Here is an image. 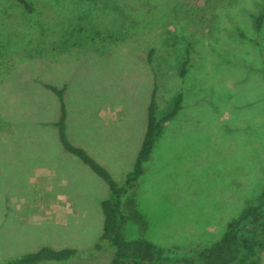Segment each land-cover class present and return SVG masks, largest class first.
I'll use <instances>...</instances> for the list:
<instances>
[{
  "label": "rangeland",
  "instance_id": "1",
  "mask_svg": "<svg viewBox=\"0 0 264 264\" xmlns=\"http://www.w3.org/2000/svg\"><path fill=\"white\" fill-rule=\"evenodd\" d=\"M32 1L42 14L21 17L0 3V32L27 29L25 20L57 35L88 22L80 10L89 4L95 11L88 25L95 27L100 13L129 25L127 15L141 31L97 50L80 39L85 46L63 53L53 50L58 40L50 35L39 52L16 46L0 56V264L43 246L76 250L70 261L43 264L111 259V249L95 248L107 187L60 150L47 125L55 99L40 83L66 85L69 138L117 183L139 145L153 79L158 109L181 91L183 108L131 192L146 229L127 222L123 233L175 256L216 241L264 186V24L256 33L249 18L264 0ZM187 44L191 67L182 80L175 69Z\"/></svg>",
  "mask_w": 264,
  "mask_h": 264
},
{
  "label": "trees",
  "instance_id": "2",
  "mask_svg": "<svg viewBox=\"0 0 264 264\" xmlns=\"http://www.w3.org/2000/svg\"><path fill=\"white\" fill-rule=\"evenodd\" d=\"M59 1H62L59 4L63 6L64 0ZM0 3L6 4L5 7L12 11V13L9 11L8 13L13 14V11H17L18 14H21V17L39 13L32 0H0ZM74 3L77 9L84 8L77 5L76 1ZM86 8V11L83 9L80 12L83 11L81 13L85 15L84 19L88 22L79 23L74 27L67 26V28L61 29L57 35L54 33L55 30H46L45 26L40 27L36 32L31 28L30 23L25 20L21 21V24L27 25V29L22 28L23 30L14 32L6 29L0 32V56L7 52L9 48L16 46H30L31 50L39 52L45 44L44 40L50 35L55 36L58 40L53 50L63 53L76 46L88 45L95 49L112 47L129 30L141 31L139 26L141 22H136L127 15L124 18L129 25L122 23L115 26L112 24L111 17H105L100 13L97 15L98 18L95 19V27H92L88 25L92 22V18H89V16L94 14L95 10L90 4ZM85 12H88V15ZM249 18L252 30L256 33L260 32L264 24V6L256 13L249 14ZM3 32L6 38L5 36L3 38ZM71 34L74 38L72 42L68 40L70 38L68 35L71 36ZM238 36L245 39L240 32H238ZM80 39L84 40L85 45L80 43ZM254 44L258 46L257 41H254ZM150 52L152 51H149L148 55L151 54ZM150 60L149 55L146 61L148 65L151 63ZM190 67V44H187L175 69L177 77L183 80ZM40 85L44 90L50 92L55 99L56 115L54 120L47 125L54 129L60 150L77 159L107 187V197L99 202L102 222L101 232L95 243V248L101 249L106 246L111 249L112 254L109 264H258L260 262V257L264 251V186L261 187L252 200L247 202L235 218L226 222L221 235L216 241L197 247L189 255H170L162 247L144 238L127 239L124 236L123 231L127 222L134 224L139 230L146 229L145 218L138 210L136 199L131 192L143 176L145 164L149 161L165 126L177 117L183 108V93L181 91L172 95L162 109H158L156 103L157 86L155 79H153L139 145L130 169L124 174L121 183H117L105 167L90 156L84 148L76 145L69 138L65 102L66 85L56 86L48 83H40ZM75 255L76 250L74 248L55 250L43 246L34 252L20 255L3 264L63 263L70 261Z\"/></svg>",
  "mask_w": 264,
  "mask_h": 264
}]
</instances>
